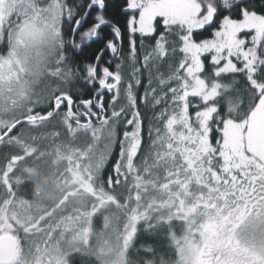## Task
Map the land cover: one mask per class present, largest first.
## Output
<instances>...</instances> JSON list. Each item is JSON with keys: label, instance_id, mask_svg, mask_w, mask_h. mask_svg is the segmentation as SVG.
Instances as JSON below:
<instances>
[{"label": "snow or ice", "instance_id": "1", "mask_svg": "<svg viewBox=\"0 0 264 264\" xmlns=\"http://www.w3.org/2000/svg\"><path fill=\"white\" fill-rule=\"evenodd\" d=\"M0 264H264V0H0Z\"/></svg>", "mask_w": 264, "mask_h": 264}, {"label": "clouds", "instance_id": "2", "mask_svg": "<svg viewBox=\"0 0 264 264\" xmlns=\"http://www.w3.org/2000/svg\"><path fill=\"white\" fill-rule=\"evenodd\" d=\"M34 176L37 177L42 185L48 190V195L52 196L56 193V190L59 188L58 176L55 172L45 171L41 169L39 166H33L31 168Z\"/></svg>", "mask_w": 264, "mask_h": 264}]
</instances>
